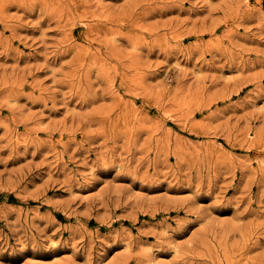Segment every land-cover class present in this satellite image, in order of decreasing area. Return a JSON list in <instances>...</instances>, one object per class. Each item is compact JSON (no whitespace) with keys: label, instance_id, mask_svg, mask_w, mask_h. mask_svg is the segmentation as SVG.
<instances>
[{"label":"rangeland","instance_id":"374dc122","mask_svg":"<svg viewBox=\"0 0 264 264\" xmlns=\"http://www.w3.org/2000/svg\"><path fill=\"white\" fill-rule=\"evenodd\" d=\"M0 264H264V0H0Z\"/></svg>","mask_w":264,"mask_h":264}]
</instances>
